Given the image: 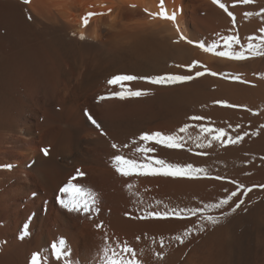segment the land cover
<instances>
[{"label":"bare ground","instance_id":"6f19581e","mask_svg":"<svg viewBox=\"0 0 264 264\" xmlns=\"http://www.w3.org/2000/svg\"><path fill=\"white\" fill-rule=\"evenodd\" d=\"M160 5L0 0V264H31L33 254L40 264H105L125 246L141 264H264V55L247 51L251 42L264 52V0H163L175 21L159 15ZM225 36L239 40L232 49L245 59L198 46L218 41L215 51H229ZM251 55L259 59L245 62ZM123 74L194 78L123 82L147 95L122 100L110 95L121 86L107 81ZM201 127L225 135L216 141ZM145 132L182 136V147L139 141ZM205 137L211 146L198 148ZM144 143L154 148L146 156L135 152ZM121 153L203 171L124 177L112 166ZM77 169L85 175L72 182L95 197L88 212L58 203ZM233 192L223 208L204 209ZM25 225L29 235L20 239ZM60 239L70 255L58 260L52 245Z\"/></svg>","mask_w":264,"mask_h":264},{"label":"snow or ice","instance_id":"6c2138e0","mask_svg":"<svg viewBox=\"0 0 264 264\" xmlns=\"http://www.w3.org/2000/svg\"><path fill=\"white\" fill-rule=\"evenodd\" d=\"M27 2V0H25ZM244 3H248L249 0H243ZM161 11L159 15L163 18L170 19L175 21L176 14L175 12L172 13L171 16H168L166 11L164 10L163 0H161ZM220 7H225L224 4H220ZM230 16L232 15L231 12L228 13ZM89 15H92L91 13ZM251 15V13H249ZM85 23H87V20L85 19ZM179 30V29H178ZM261 31H264L262 29ZM180 39H186L185 36L181 35ZM222 39L225 42V47L229 49V51H215L219 45L218 41H213L210 46L206 44V42H199L198 46L205 50V51H214L216 55L218 56H225L229 58H234L238 60H243L246 58L245 51H235L232 49L233 44H239V40L236 39L235 36H225L222 37ZM264 39V38H262ZM190 44L194 43L192 40L188 41ZM247 51L252 52L253 54H261L264 55V52H258L257 49L254 47L253 43L249 42L247 45ZM198 61H193L192 64L186 66L189 70V72L192 71L193 68H195L198 65ZM177 67H184L182 65H177ZM204 73L201 71H195V76H201ZM212 75H216L217 73H211ZM194 78L193 75H182V74H166V75H157V76H136L131 74H123V75H114L111 79L107 81L109 85H119L121 86V90L114 91L110 93L111 96L118 97L120 99H125L127 97H140L143 95H147V92L143 90H131L127 89L125 90L123 88V82H130L135 80H146L151 84H164V83H175V82H184V81H190ZM237 79L239 77H236ZM99 99H105V97H99ZM87 115V119L92 122V124L96 125V127H100V125L97 123L95 119L91 115ZM192 120H201L202 117L194 116L191 117ZM188 125H185L184 127L179 129L180 133H184L187 129ZM201 133H207L209 136H212L213 140L220 141L221 138L225 135V130L223 128H217L213 129L211 127H201L200 129ZM219 133L218 135H212L213 132ZM199 139V137H198ZM239 139V138H237ZM205 140H207V137H205ZM139 141L141 142H154L157 145H164L167 148L170 149H176L182 147L183 137L179 135H165L161 132H152V133H142L139 136ZM235 142V141H233ZM133 144H136V141H132ZM211 146V140H207V143L201 142L197 144L198 148H204V147H210ZM128 148V144H123L121 146H118L117 144L113 143L112 148L117 149L119 151L120 148ZM45 155H48V149H42ZM154 151V148L149 146L147 143H144L143 146H137L135 148V152L138 153H144L145 156L147 153ZM155 165V166H153ZM112 166L115 168V170L121 174L124 177L131 176L134 173H138L141 175H164V176H181V175H190L193 172H202L203 169H197L194 168L191 164H188L187 166H180L176 164H169L166 163L163 159H154V158H148L146 161H138L136 159L127 158L123 153L114 155L112 157ZM7 167H11V165H8ZM85 173L80 171L79 169L76 170V175L73 176L69 182L60 189V192L62 194L68 195L67 199L58 197V203L64 208L67 209L69 212H79L81 209L83 211L88 212L90 210V207L92 204L95 203V197L94 194L90 192V190H85L84 187L79 183H73V180H76L77 177H83ZM236 193L233 192L231 195L227 196V198L220 199L217 203H209L204 205V209L213 210V209H221L225 205L229 204V201L232 200L233 196H235ZM75 197H79V199H76ZM243 203V200H241L239 203L235 205V207L231 208V212H236L238 208H240L241 204ZM97 212H99V209H96ZM203 209L200 208H192L188 210V212L192 215H196L197 213H202ZM175 214V213H174ZM229 213L224 212L223 215L227 216ZM149 216H156L160 217L162 215L166 216L167 213H148ZM182 215V214H181ZM206 220L212 224H216L219 222V217H214L212 215H208L206 217ZM203 231V228L200 229ZM187 234V233H186ZM29 235L28 227L25 225L23 235L20 237V239H24V237ZM176 239H181L180 237H176ZM66 247V241L64 239L59 240V246L57 244H53L52 248L54 251V254L56 258L62 259L63 257H67L70 255L69 252L64 251ZM107 251V250H106ZM31 264H40V259L38 255L33 254L31 256ZM64 264H71V262L67 259L64 260ZM105 264H141V262L136 259L135 251L128 246L123 247L120 250V253L117 255L113 253L112 257L109 258L107 255L105 256Z\"/></svg>","mask_w":264,"mask_h":264},{"label":"rangeland","instance_id":"374dc122","mask_svg":"<svg viewBox=\"0 0 264 264\" xmlns=\"http://www.w3.org/2000/svg\"><path fill=\"white\" fill-rule=\"evenodd\" d=\"M253 57H254V58H253ZM257 59H259L258 56L251 55L250 57H248V58L246 59L245 62H252V61H255V60H257Z\"/></svg>","mask_w":264,"mask_h":264}]
</instances>
